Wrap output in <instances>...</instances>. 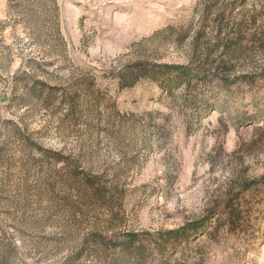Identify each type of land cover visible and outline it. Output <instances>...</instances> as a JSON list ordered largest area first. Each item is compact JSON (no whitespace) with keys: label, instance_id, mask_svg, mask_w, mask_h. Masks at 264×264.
I'll return each mask as SVG.
<instances>
[{"label":"rangeland","instance_id":"obj_1","mask_svg":"<svg viewBox=\"0 0 264 264\" xmlns=\"http://www.w3.org/2000/svg\"><path fill=\"white\" fill-rule=\"evenodd\" d=\"M0 264H264V0H0Z\"/></svg>","mask_w":264,"mask_h":264},{"label":"trees","instance_id":"obj_2","mask_svg":"<svg viewBox=\"0 0 264 264\" xmlns=\"http://www.w3.org/2000/svg\"><path fill=\"white\" fill-rule=\"evenodd\" d=\"M177 68V67H176ZM178 70H183L181 68H177ZM182 72H186L185 70H183ZM136 237L132 236H128V240L134 241Z\"/></svg>","mask_w":264,"mask_h":264}]
</instances>
